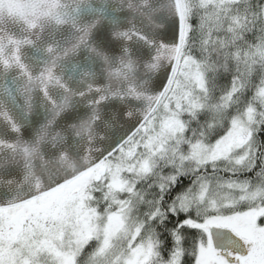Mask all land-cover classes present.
<instances>
[{"label": "snow or ice", "instance_id": "obj_1", "mask_svg": "<svg viewBox=\"0 0 264 264\" xmlns=\"http://www.w3.org/2000/svg\"><path fill=\"white\" fill-rule=\"evenodd\" d=\"M0 264H264V0H0Z\"/></svg>", "mask_w": 264, "mask_h": 264}]
</instances>
